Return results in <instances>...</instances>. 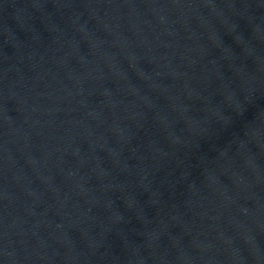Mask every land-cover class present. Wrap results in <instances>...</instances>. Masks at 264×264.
Segmentation results:
<instances>
[{
  "label": "water",
  "instance_id": "water-1",
  "mask_svg": "<svg viewBox=\"0 0 264 264\" xmlns=\"http://www.w3.org/2000/svg\"><path fill=\"white\" fill-rule=\"evenodd\" d=\"M0 264H264V0H0Z\"/></svg>",
  "mask_w": 264,
  "mask_h": 264
}]
</instances>
